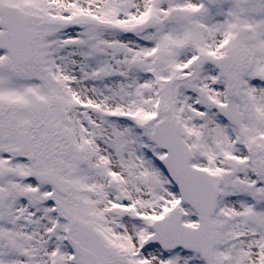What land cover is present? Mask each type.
<instances>
[{
	"label": "snow or ice",
	"instance_id": "6c2138e0",
	"mask_svg": "<svg viewBox=\"0 0 264 264\" xmlns=\"http://www.w3.org/2000/svg\"><path fill=\"white\" fill-rule=\"evenodd\" d=\"M0 264H264V0H0Z\"/></svg>",
	"mask_w": 264,
	"mask_h": 264
}]
</instances>
